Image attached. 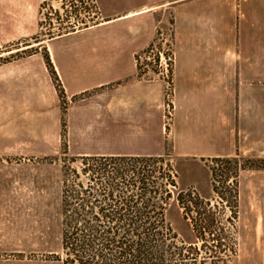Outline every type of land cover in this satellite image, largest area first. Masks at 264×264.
Segmentation results:
<instances>
[{"label": "rangeland", "instance_id": "obj_1", "mask_svg": "<svg viewBox=\"0 0 264 264\" xmlns=\"http://www.w3.org/2000/svg\"><path fill=\"white\" fill-rule=\"evenodd\" d=\"M105 2L0 0V264H62V182L68 170L80 173L81 168L79 161L70 160L141 157L132 153L136 143L146 140L158 141V154L149 158L164 157L173 170L177 187L169 188L172 198L166 210L177 233L187 234L179 219L181 210L173 205L177 194L194 193L209 200L214 197L211 185L215 180L225 201L212 200L211 206L233 249L230 264H264L262 121H237L235 146H227L230 152L227 149L226 155L201 157L199 151L192 152L199 147L196 136H184L182 123L187 121L174 117L171 14L152 43L134 57L139 78L162 82L159 134L113 138L130 155L107 156L103 151V120L101 114H93L91 101L101 91L58 97L57 84L46 65L49 60L54 70L50 52L55 41L71 34L68 32L73 27L84 29L80 23L88 27L99 24ZM98 104L101 107V100ZM226 122L232 125L225 130L231 137L235 121L224 120L222 124ZM172 126L177 129L172 130ZM128 132L137 134L139 130ZM213 159L230 163L219 164Z\"/></svg>", "mask_w": 264, "mask_h": 264}, {"label": "crops", "instance_id": "obj_2", "mask_svg": "<svg viewBox=\"0 0 264 264\" xmlns=\"http://www.w3.org/2000/svg\"><path fill=\"white\" fill-rule=\"evenodd\" d=\"M105 1L99 24L57 38L50 52L67 97L101 91L91 101L103 120L104 154L130 155L115 143L118 136L159 134L162 82L139 78L134 57L170 14L174 117L187 121L184 136H196L199 147L192 152L226 155L227 146H235L237 121H262L264 129V0ZM224 120L235 121L231 137L225 130L232 125ZM156 146L157 140L141 141L132 154L152 157Z\"/></svg>", "mask_w": 264, "mask_h": 264}, {"label": "trees", "instance_id": "obj_3", "mask_svg": "<svg viewBox=\"0 0 264 264\" xmlns=\"http://www.w3.org/2000/svg\"><path fill=\"white\" fill-rule=\"evenodd\" d=\"M80 29L78 25L68 33ZM46 65L61 99V84L49 60ZM164 159L89 156L70 160L79 161L81 168L80 173L68 170L62 182V264H230L233 249L211 206L212 200L225 201L218 182L213 180L214 197L209 200L194 193L177 194L173 205L181 210L179 219L187 234L177 233L166 210L172 198L169 188L177 186Z\"/></svg>", "mask_w": 264, "mask_h": 264}]
</instances>
